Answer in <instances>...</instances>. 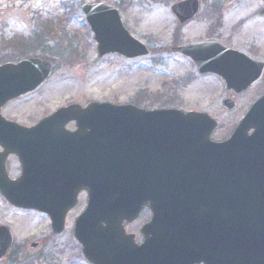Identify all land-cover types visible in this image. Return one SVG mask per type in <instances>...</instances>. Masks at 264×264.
Masks as SVG:
<instances>
[{"label": "water", "instance_id": "1", "mask_svg": "<svg viewBox=\"0 0 264 264\" xmlns=\"http://www.w3.org/2000/svg\"><path fill=\"white\" fill-rule=\"evenodd\" d=\"M200 9L199 0L172 6L180 24ZM82 11L99 57L151 54L114 6L86 3ZM173 52L190 57L199 73L219 75L236 93L264 72V62L216 40L177 46ZM52 68L51 61L41 58L0 65V144L6 149L0 153V190L11 204L47 213L53 231L61 233L79 182L89 201L75 221L74 235L92 264H264V95L221 142L211 139L215 118L175 108L91 102L59 108L29 128L4 119L1 108L38 88ZM225 105L233 109L235 103L227 100ZM71 121L77 130L67 133L64 126ZM56 139H78L84 150L90 146V176L80 174L68 187L60 178L42 176L41 151L63 147L47 142ZM9 153L22 163L16 180L7 175ZM145 205L152 217L138 244L124 225L134 222ZM13 239L11 229L0 225V258Z\"/></svg>", "mask_w": 264, "mask_h": 264}, {"label": "rangeland", "instance_id": "2", "mask_svg": "<svg viewBox=\"0 0 264 264\" xmlns=\"http://www.w3.org/2000/svg\"><path fill=\"white\" fill-rule=\"evenodd\" d=\"M95 1L0 0V61L38 56L53 62L48 79L7 104L5 115L30 124L70 103L176 107L210 113L219 120L212 138L224 140L264 93L263 77L242 94L237 110H228L223 80L199 74L190 58L172 52L173 46L214 39L264 61V0H199L200 13L186 25L179 24L171 12L179 0H101L118 7L128 29L152 49L150 55L131 60L114 54L98 56L97 43L81 11L82 4ZM38 35L41 39L36 43ZM73 217L63 233L52 236L47 216L16 210L0 196V224L12 229L14 246L17 251L21 247L25 256L15 264H91L75 240ZM149 219L150 214L144 213L127 225L138 234V241L142 240L140 228ZM33 242L40 245L30 250ZM0 264L10 262L3 259Z\"/></svg>", "mask_w": 264, "mask_h": 264}, {"label": "flooded vegetation", "instance_id": "3", "mask_svg": "<svg viewBox=\"0 0 264 264\" xmlns=\"http://www.w3.org/2000/svg\"><path fill=\"white\" fill-rule=\"evenodd\" d=\"M16 61L14 59L11 60L6 58V59H2V61H0V64L6 62H16ZM226 94L228 96L227 98H231L236 102V107L234 110H237L240 106L239 99L241 98L242 94H236L234 92H227ZM3 115L8 120L17 121L5 115L4 112ZM19 123L28 127H31L36 124V123L24 124L21 122ZM64 127L66 128L67 133H73L77 130V125L76 123L73 122L67 123ZM252 132L253 130H251V133ZM47 142L58 144L63 147L59 149H51L45 147L42 149L41 151L42 156L39 160L38 166L40 173L45 179L50 178V179L58 180V178H60L65 182L66 186L68 187V182L70 179L78 178L80 174H84L85 172L87 173L88 176H90V146H88L86 150H84V148H79L78 145H80L82 142H79L78 139L71 141L65 139H56ZM5 152L6 149L4 148V146L0 144V153H5ZM85 155L87 157V161L84 160ZM5 167L7 170L8 178L10 180H15L19 178L23 170L22 163L16 153H9L7 155L5 159ZM78 186H79V182L76 181L75 189L77 188V202L69 210L67 214V220L70 219V216L72 214H74L73 219L76 218L85 209L88 202V190L84 188L78 189ZM15 209L24 211L23 209H18V208ZM144 213L151 214L148 205H145L143 207L141 216ZM38 244L40 245V242H38ZM15 251L16 248L14 247L12 249V252H9L8 254H12Z\"/></svg>", "mask_w": 264, "mask_h": 264}, {"label": "trees", "instance_id": "4", "mask_svg": "<svg viewBox=\"0 0 264 264\" xmlns=\"http://www.w3.org/2000/svg\"><path fill=\"white\" fill-rule=\"evenodd\" d=\"M40 39H41V36H37V38H36V43H38L39 41H40ZM18 259H19V257L17 258L16 256H10L9 257V261L12 263V264H15V263H17L18 262Z\"/></svg>", "mask_w": 264, "mask_h": 264}]
</instances>
